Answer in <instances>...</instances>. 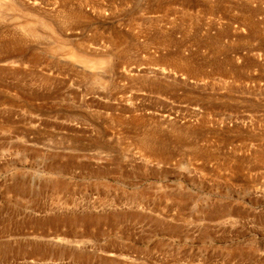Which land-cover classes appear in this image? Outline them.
I'll list each match as a JSON object with an SVG mask.
<instances>
[{"label":"rangeland","instance_id":"obj_1","mask_svg":"<svg viewBox=\"0 0 264 264\" xmlns=\"http://www.w3.org/2000/svg\"><path fill=\"white\" fill-rule=\"evenodd\" d=\"M0 264H264V0H0Z\"/></svg>","mask_w":264,"mask_h":264},{"label":"bare ground","instance_id":"obj_2","mask_svg":"<svg viewBox=\"0 0 264 264\" xmlns=\"http://www.w3.org/2000/svg\"><path fill=\"white\" fill-rule=\"evenodd\" d=\"M73 58H75V55L73 56Z\"/></svg>","mask_w":264,"mask_h":264}]
</instances>
